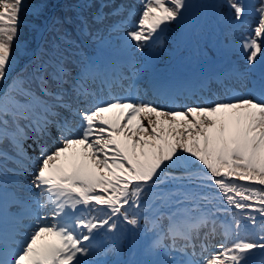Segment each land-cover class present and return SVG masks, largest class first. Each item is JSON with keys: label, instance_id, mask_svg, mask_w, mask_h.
I'll use <instances>...</instances> for the list:
<instances>
[{"label": "snow or ice", "instance_id": "1", "mask_svg": "<svg viewBox=\"0 0 264 264\" xmlns=\"http://www.w3.org/2000/svg\"><path fill=\"white\" fill-rule=\"evenodd\" d=\"M139 3L0 0V264H264V0L214 5L242 66L148 100L138 57L200 25L193 0Z\"/></svg>", "mask_w": 264, "mask_h": 264}, {"label": "rangeland", "instance_id": "2", "mask_svg": "<svg viewBox=\"0 0 264 264\" xmlns=\"http://www.w3.org/2000/svg\"><path fill=\"white\" fill-rule=\"evenodd\" d=\"M115 5H126L129 7L139 8V0H114ZM217 0H193V3L197 5L194 7L187 18V23L192 24L195 19L199 22V28L195 30L189 29H178L175 24L171 25L170 28L164 34L163 46L153 50H145L143 57H138L140 63L146 65V70L143 71L137 81V87L141 90V97L145 100L152 99L151 95H144V92L150 89L154 84H162L161 79H164L169 72L175 73L178 76L193 72V68H198L202 71L209 67L212 71L214 70L216 75L228 71L232 66L240 64L242 66V57L237 55V41L239 39V33L235 37L227 35V29L224 25L218 22L216 10L214 5ZM107 11V9L105 10ZM127 13H125L126 15ZM115 17L113 19H119ZM113 20L109 19L106 24L112 23ZM254 22V21H253ZM101 30L105 32V25L101 26ZM127 30V29H126ZM247 28L242 31H246ZM123 32L119 33L120 39L123 38ZM21 46L28 45V54L22 55L18 59L15 72H19L31 59V54L36 48V44L32 39V34L27 25V22L21 25ZM89 52L92 48L89 47ZM101 59L106 63H123L127 57L126 54L121 50L118 45L117 37H113L110 41L103 45L101 52ZM139 66V65H138ZM200 71V73H201ZM13 72V75H15ZM199 75V74H197ZM177 78L173 76L170 81ZM191 80L187 79L183 82L189 83ZM167 86L170 83L166 84ZM173 87V86H172ZM117 94H122L121 89L116 90ZM31 143H28V142ZM27 141V144H32V141ZM26 144V146H27ZM51 146V141L49 142ZM35 147V145H33ZM29 155H35L32 149H29ZM14 165L10 162L8 168L12 169ZM9 177V183H11V172L7 173ZM32 178L31 172H28L25 176V182H30ZM219 203V202H218ZM223 207V205H220ZM221 236H217L216 240L220 241ZM139 259L145 260V258L153 259L146 255H141ZM122 260L129 258L127 251L121 256ZM136 258V257H133Z\"/></svg>", "mask_w": 264, "mask_h": 264}, {"label": "flooded vegetation", "instance_id": "3", "mask_svg": "<svg viewBox=\"0 0 264 264\" xmlns=\"http://www.w3.org/2000/svg\"><path fill=\"white\" fill-rule=\"evenodd\" d=\"M214 75L215 73L212 72L209 67H207L205 69H202L201 73H193V72L189 73L188 77H191L190 78L191 81L189 83L183 82L184 80L180 79L179 77L173 79V81L169 80L166 83L165 82H162V83H164L165 85L170 83L169 85L170 87L173 86V88H177V89L193 88L197 86L199 81L205 80L208 78H213L212 76Z\"/></svg>", "mask_w": 264, "mask_h": 264}, {"label": "bare ground", "instance_id": "4", "mask_svg": "<svg viewBox=\"0 0 264 264\" xmlns=\"http://www.w3.org/2000/svg\"><path fill=\"white\" fill-rule=\"evenodd\" d=\"M28 143H31V142L29 141ZM142 255H144L146 257V254H142ZM139 257H143V256H141V255L137 256L136 259H139ZM120 259H123V257H120ZM145 260H149V258L147 257V258H145Z\"/></svg>", "mask_w": 264, "mask_h": 264}]
</instances>
